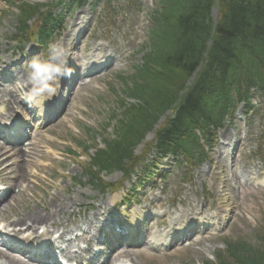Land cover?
Instances as JSON below:
<instances>
[{"label":"trees","instance_id":"16d2710c","mask_svg":"<svg viewBox=\"0 0 264 264\" xmlns=\"http://www.w3.org/2000/svg\"><path fill=\"white\" fill-rule=\"evenodd\" d=\"M7 3L23 10L15 16V21L24 28L39 10L38 6L22 0H7ZM220 4L222 17L214 28L210 16L214 0H175L169 16L163 20L161 47L158 45L150 58L154 66L151 80L139 95L134 92L142 102L128 109L129 124L120 140L99 154L94 165L100 169H124L126 161H134L132 149L174 104L180 106L177 119L159 132L158 145L164 150L186 145L190 140L179 148L171 146L178 145L186 132L185 123L192 117H203L210 101L219 94L227 97L228 84L238 79L237 73L231 70L235 58H243L242 64L254 75L250 83L255 81V85L264 86V0H220ZM18 31L21 30L18 28ZM243 45L248 47L247 54L238 56L244 50ZM200 66L202 72L198 73L197 82L183 93L186 82ZM147 71L150 72V66ZM233 84L238 90L246 88L239 81ZM190 137L197 141L193 135Z\"/></svg>","mask_w":264,"mask_h":264},{"label":"rangeland","instance_id":"374dc122","mask_svg":"<svg viewBox=\"0 0 264 264\" xmlns=\"http://www.w3.org/2000/svg\"><path fill=\"white\" fill-rule=\"evenodd\" d=\"M31 2H49L48 0H28ZM5 7L0 0V10ZM216 13L214 14V16ZM110 19L108 18L107 21ZM10 28L0 29V53L6 56L4 49L8 48V43L6 36L3 34H9ZM62 40L58 43H61ZM6 53H8L6 51ZM5 69V68H4ZM3 70L0 68V73ZM25 72V71H24ZM28 77V73H25ZM102 83L105 92L100 93L97 90L92 91L90 101L93 106L90 107L92 116L88 119V122L94 124L101 117L100 111L104 110V107L99 105L100 101L105 105L106 102V92L107 85L105 80H102ZM9 88V87H7ZM11 88V87H10ZM15 88L19 90V86L15 84ZM111 98L109 97L108 100ZM79 99L77 100V103ZM85 103L82 106H87ZM109 107V106H108ZM69 116L67 120H62L60 123L56 124L54 127H51L48 131L43 132L39 138L35 141V144L46 143L45 152L54 153V150H62L64 146V139L68 138L70 140H77L78 142H84L85 137L78 130V120L74 116V120L71 121ZM96 125V124H94ZM93 125V126H94ZM153 136L147 137V140H151ZM86 142L90 141L86 139ZM3 149V152H9ZM137 150V152H139ZM81 150H79V153ZM14 153V152H11ZM15 156L9 157L5 166H7L6 171L0 173V181L8 187L12 186L13 196L11 199L6 201L3 206L2 211L0 212V217L3 219L2 224L6 221L9 223L20 216L28 215L32 212L38 215H43L42 210H47L49 205L54 204V200L60 198H69L72 203L76 202L75 205L78 206H88L96 203L99 204L101 198L103 197L106 200V193H101L90 186H75L73 185L72 179L79 175L80 170L78 168V163L72 158H66V168L60 169L57 167H50L49 160L36 159L31 162L33 155H30V161L18 158L17 154ZM31 162V163H30ZM199 171H197L198 173ZM38 174V176H37ZM56 174V175H55ZM122 178V174L119 172L105 175L104 180L106 182H115L119 181ZM214 184V182H211ZM17 188V189H16ZM20 190V191H19ZM171 196V195H170ZM191 198L194 197V194L190 195ZM236 198H238L236 196ZM80 200V201H79ZM176 203V202H175ZM252 204V203H251ZM252 207L255 208L257 216L264 223V209L260 205L252 204ZM73 211L72 207H68L67 210L62 215V223L64 225H71L73 221V214L70 212ZM246 232V231H245ZM248 235L243 233L238 234V237L247 239L249 242L256 240V237L249 232H246ZM237 239V237H234ZM200 249H209L210 242H206L204 247L198 246ZM198 250H179L171 253L167 257H153L151 255L144 254V256L137 257L139 262L142 264H202V260L206 258L204 255L196 253ZM132 253V252H131ZM206 250H203L202 254H205Z\"/></svg>","mask_w":264,"mask_h":264},{"label":"clouds","instance_id":"9594fccd","mask_svg":"<svg viewBox=\"0 0 264 264\" xmlns=\"http://www.w3.org/2000/svg\"><path fill=\"white\" fill-rule=\"evenodd\" d=\"M47 53L46 61L34 57L28 62V79L35 95L51 98L59 92V81L71 76V69L67 67L69 51L61 43H50Z\"/></svg>","mask_w":264,"mask_h":264},{"label":"bare ground","instance_id":"6f19581e","mask_svg":"<svg viewBox=\"0 0 264 264\" xmlns=\"http://www.w3.org/2000/svg\"><path fill=\"white\" fill-rule=\"evenodd\" d=\"M7 160V153H3L0 150V173L6 171L7 166H5V162ZM59 200V199H58ZM64 206L63 203H60L57 207H52V210L50 213H47V217L41 218L39 215L36 217H29V218H24L20 217L18 221H16V224H20V226H27L28 229H34V227L42 222H50L52 223L55 219L56 216H59L62 212V207ZM6 259L7 262H11V256L4 252L0 251V261ZM1 264V263H0ZM14 264V263H12Z\"/></svg>","mask_w":264,"mask_h":264}]
</instances>
